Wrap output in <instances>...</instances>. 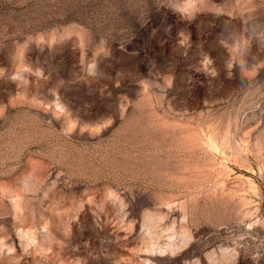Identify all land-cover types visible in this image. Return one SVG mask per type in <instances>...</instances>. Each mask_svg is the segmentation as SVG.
Here are the masks:
<instances>
[{
  "label": "rangeland",
  "instance_id": "rangeland-1",
  "mask_svg": "<svg viewBox=\"0 0 264 264\" xmlns=\"http://www.w3.org/2000/svg\"><path fill=\"white\" fill-rule=\"evenodd\" d=\"M0 264H264V0H0Z\"/></svg>",
  "mask_w": 264,
  "mask_h": 264
}]
</instances>
